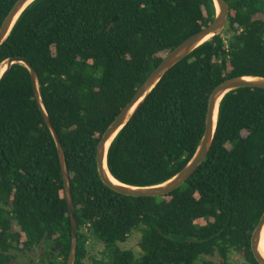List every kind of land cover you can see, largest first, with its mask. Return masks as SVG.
I'll use <instances>...</instances> for the list:
<instances>
[{"label":"trees","instance_id":"16d2710c","mask_svg":"<svg viewBox=\"0 0 264 264\" xmlns=\"http://www.w3.org/2000/svg\"><path fill=\"white\" fill-rule=\"evenodd\" d=\"M17 1L0 0V28ZM226 2L225 35L172 67L112 143L107 162L118 181L149 187L174 177L200 144L213 90L264 77V0ZM216 14L213 0H36L0 46V65L25 58L35 68L60 137L78 222L74 264H232L233 251L258 264L251 238L264 213V89L224 97L206 160L167 195L118 194L97 170L111 123ZM134 231L142 232L139 259L120 246ZM91 239L103 244L100 257L88 258ZM71 242L57 147L29 70L15 64L0 82V264L40 245L38 264H67Z\"/></svg>","mask_w":264,"mask_h":264},{"label":"water","instance_id":"95a60500","mask_svg":"<svg viewBox=\"0 0 264 264\" xmlns=\"http://www.w3.org/2000/svg\"><path fill=\"white\" fill-rule=\"evenodd\" d=\"M34 1L36 0H18L15 3L9 14L4 19L0 28V46L5 43L23 12ZM213 1L217 10L214 21L206 28L180 43L160 62V64L137 89L131 101L121 110L115 120L111 123V125L105 131L100 143L98 144L96 153L98 174L104 185L112 191L130 197H160L167 195L184 185L196 172L198 167L206 160L209 154L218 124L219 107L224 97L228 93L241 88L264 89V77L259 76L234 77L218 85L210 96L204 134L194 156L180 172H178L168 181L155 186L135 187L118 181L111 174L108 168L107 156L112 143L117 138L122 129L132 119L147 97L155 89L157 84L172 67H174L177 63H179L201 45L211 41L212 38L220 34L226 28L229 17L228 3L226 0ZM15 64L24 65L29 70L37 105L57 147L72 226V242L67 264H74L78 247V222L76 219L74 199L64 149L60 137L51 122L48 111L46 110L39 89L38 75L32 64L25 58H10L6 60L0 65V67L2 65L6 66L5 71L0 75V82ZM263 234L264 213L261 216L256 228L254 229L251 238V251L258 264H264V256H262L259 251Z\"/></svg>","mask_w":264,"mask_h":264},{"label":"rangeland","instance_id":"374dc122","mask_svg":"<svg viewBox=\"0 0 264 264\" xmlns=\"http://www.w3.org/2000/svg\"><path fill=\"white\" fill-rule=\"evenodd\" d=\"M225 29L222 31L223 35H225L224 34ZM141 237H142L141 231H134L132 235L129 237V239L125 243L120 244V246L123 250L132 251L136 259H139L142 254L141 249L139 247V242L141 240ZM87 249L89 255L88 258L100 257L104 249V246L101 242L91 239L88 241ZM44 250H45V246L40 245L35 249L33 253L21 254V253L13 252L14 260L11 262V264H38ZM238 256L239 255L232 252L230 254V262L232 264H242V261L241 260L239 261ZM216 260H218V258Z\"/></svg>","mask_w":264,"mask_h":264},{"label":"bare ground","instance_id":"6f19581e","mask_svg":"<svg viewBox=\"0 0 264 264\" xmlns=\"http://www.w3.org/2000/svg\"><path fill=\"white\" fill-rule=\"evenodd\" d=\"M2 67H3V69L0 70V75L5 71V68H6V66H4V65H2L0 68H2ZM259 251L262 254V256H264V234L262 236V241L260 243Z\"/></svg>","mask_w":264,"mask_h":264},{"label":"flooded vegetation","instance_id":"af4514ba","mask_svg":"<svg viewBox=\"0 0 264 264\" xmlns=\"http://www.w3.org/2000/svg\"><path fill=\"white\" fill-rule=\"evenodd\" d=\"M233 253L239 255L238 258H239V261L240 260L242 261V264L246 263V259L244 258V256L241 253H237L236 251H233Z\"/></svg>","mask_w":264,"mask_h":264}]
</instances>
